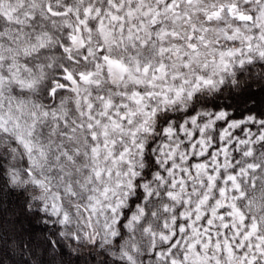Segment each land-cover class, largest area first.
I'll return each instance as SVG.
<instances>
[{
    "label": "snow or ice",
    "instance_id": "6c2138e0",
    "mask_svg": "<svg viewBox=\"0 0 264 264\" xmlns=\"http://www.w3.org/2000/svg\"><path fill=\"white\" fill-rule=\"evenodd\" d=\"M0 264H264V0H0Z\"/></svg>",
    "mask_w": 264,
    "mask_h": 264
}]
</instances>
